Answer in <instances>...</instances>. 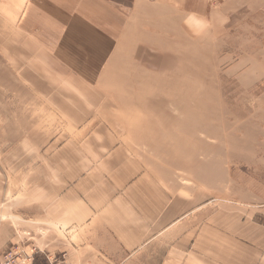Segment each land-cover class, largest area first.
I'll list each match as a JSON object with an SVG mask.
<instances>
[{
  "label": "crops",
  "instance_id": "crops-1",
  "mask_svg": "<svg viewBox=\"0 0 264 264\" xmlns=\"http://www.w3.org/2000/svg\"><path fill=\"white\" fill-rule=\"evenodd\" d=\"M169 1L0 0L1 30L16 29L24 43H32L31 50L25 46L21 71L36 77L29 89L47 91L42 96L48 105L75 126L68 135L32 146V164L25 163L28 152L15 147L10 165L16 162L31 177L24 184L34 226L32 236L22 240L26 254L33 256L37 247L38 254L62 252V264H264V224L250 212L218 210L215 198L202 197L195 177H182L155 155L161 150L129 143V132L108 127L104 84L76 77L94 70L80 62L74 66L63 54L106 38L120 44L121 38L138 43L170 33L171 38L200 35L195 2ZM77 53L82 52L72 58L82 60ZM90 54L97 57V51Z\"/></svg>",
  "mask_w": 264,
  "mask_h": 264
},
{
  "label": "rangeland",
  "instance_id": "rangeland-1",
  "mask_svg": "<svg viewBox=\"0 0 264 264\" xmlns=\"http://www.w3.org/2000/svg\"><path fill=\"white\" fill-rule=\"evenodd\" d=\"M193 1L201 23L195 38L188 33L171 38L170 33V38H138V43L121 38L120 44L106 38L97 45H74L63 54L74 66L80 62L94 70L76 77L104 84L100 93L106 97L108 127L129 132V143L161 150L155 155L178 168L182 177H195L202 197L215 198L218 210L250 212L264 224L259 211L264 204V0ZM19 34L0 28V262L10 249H22V240L34 229L32 200L24 185L31 177L16 162L10 165L16 148L28 152L25 163L32 164V146L68 135L75 127L48 105L42 96L47 91L29 89L35 76L21 71L25 46L31 50L32 43H24ZM28 34L31 38L32 28ZM77 50L82 60L72 58ZM93 50L97 57L91 56ZM177 146L184 149H172ZM41 254L60 264L65 258L46 249Z\"/></svg>",
  "mask_w": 264,
  "mask_h": 264
},
{
  "label": "built area",
  "instance_id": "built-area-1",
  "mask_svg": "<svg viewBox=\"0 0 264 264\" xmlns=\"http://www.w3.org/2000/svg\"><path fill=\"white\" fill-rule=\"evenodd\" d=\"M3 257H4V260L1 261L0 264H34L33 256L26 254L25 251L22 249H19V247H17V251L15 250V252H13V250L10 249L8 252L4 254ZM47 260L49 264L56 262V261H53V259H50V257H47Z\"/></svg>",
  "mask_w": 264,
  "mask_h": 264
},
{
  "label": "trees",
  "instance_id": "trees-1",
  "mask_svg": "<svg viewBox=\"0 0 264 264\" xmlns=\"http://www.w3.org/2000/svg\"><path fill=\"white\" fill-rule=\"evenodd\" d=\"M33 263L34 264H47L48 261L47 259L45 258V256L41 255V254H38V253H34L33 254ZM46 259V261H45Z\"/></svg>",
  "mask_w": 264,
  "mask_h": 264
}]
</instances>
